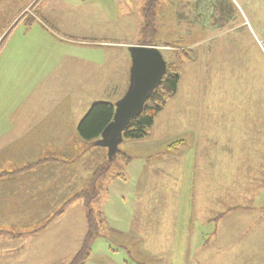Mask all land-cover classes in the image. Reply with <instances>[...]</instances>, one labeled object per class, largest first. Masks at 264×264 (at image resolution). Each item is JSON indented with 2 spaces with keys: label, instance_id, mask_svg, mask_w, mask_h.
I'll use <instances>...</instances> for the list:
<instances>
[{
  "label": "rangeland",
  "instance_id": "374dc122",
  "mask_svg": "<svg viewBox=\"0 0 264 264\" xmlns=\"http://www.w3.org/2000/svg\"><path fill=\"white\" fill-rule=\"evenodd\" d=\"M50 1L46 0V4ZM58 2L51 1L50 4ZM62 2L70 7H40V0L28 5H25L26 0H0V101H15L20 86H23V91H29L39 85L44 77L45 62L46 82L50 81L57 89L61 87L62 92V82L74 78V75L64 74L65 71L68 73L85 64L90 66L85 60L117 68L122 56L127 53L122 44L130 41L156 42L172 32L165 28L161 36L154 37L149 31H134L135 27L142 26L141 23L138 26V14L141 16L147 0ZM177 2L157 0L154 7L157 4L166 7ZM185 2L179 0V4ZM219 2L224 7L209 5L208 12L203 15L206 26L201 21L194 34L193 42L202 38L204 41L184 46L178 36L177 39L172 37L169 42L173 45L163 44L162 54L167 63L177 70L179 78L182 74L175 101H205L209 106L210 121L204 128L212 135V141H219L213 150L219 151L221 144L225 146L227 154L223 156L224 160H214L217 158L215 152L211 157L209 155L207 162L212 165L209 181H204L205 188L203 181L195 183L193 193L191 190L192 204H186L188 188L183 181L175 187L167 180L165 188H160L162 192L156 190L154 184L137 191L129 181L110 183L106 199L100 197L96 204L91 205L94 211L101 212L104 223L91 243V254L85 264H264V214L253 211L256 203L264 206V192L260 191L259 202H253L255 193L264 182V171L257 174L260 161L264 165V0ZM96 28L108 32L99 35L105 38L102 40L115 43L90 45L98 38ZM57 65L60 70L50 73V69L54 70ZM26 70L32 72L29 81L15 75ZM17 78L23 79L20 84ZM69 84L66 83L71 87ZM35 93L40 94L41 91L36 90ZM27 94L25 91L22 98H26ZM87 94H79L77 90L68 97L86 100ZM99 94L105 98L103 100L115 102L116 96L122 93ZM41 98L36 95L30 101L36 102ZM168 114H161V120L170 116ZM186 127L179 125L178 134L187 139ZM235 136L240 140L238 147L243 150L252 148L251 138L254 139L253 163V156L248 165L241 163ZM156 141L152 148L159 158L166 150L162 148V142L160 145ZM88 146L87 142L86 148ZM125 146L120 143L118 149ZM150 156L148 158L153 160V155ZM120 164L122 161L117 158L110 164L109 172H117ZM209 172L206 173L207 178ZM219 182L221 187L216 188ZM222 185L227 187L224 203L227 210L210 213L211 206L212 209L219 207L211 196H221L226 192ZM135 191L136 194H132ZM171 191L176 195L174 199H170ZM219 191L221 193H217ZM238 191L242 195L234 196ZM83 192H79L80 195H84ZM77 197L80 199L77 195L73 196V200ZM185 205L190 206L192 218L209 217V213L210 217L190 223L186 221L180 227L183 225L181 218ZM247 205L253 212L244 207ZM65 206L67 203L64 202L53 213L55 217L50 222L51 226L68 230V225L72 223L69 230L76 233L79 228L76 209L57 222ZM58 233L59 230L55 232L57 237ZM65 255L64 251L46 252V264H66L72 256L63 258ZM39 258L41 256H36V259Z\"/></svg>",
  "mask_w": 264,
  "mask_h": 264
},
{
  "label": "crops",
  "instance_id": "0c3cea01",
  "mask_svg": "<svg viewBox=\"0 0 264 264\" xmlns=\"http://www.w3.org/2000/svg\"><path fill=\"white\" fill-rule=\"evenodd\" d=\"M26 1L25 5H28L33 1L32 4H35L39 0ZM59 1L58 4H50V2L46 4V0H40L42 4L39 6L70 7L62 0ZM190 2L186 0L184 4H179L178 0L177 3H170L166 7H159L157 4L154 7V19L152 30L149 31L150 34L159 37L165 28L172 32L165 34L166 36L162 35L163 37L156 42L130 41L122 44L127 53L122 56L121 64L117 68L109 67V64L106 63L100 66L85 60L90 63V66L85 64L82 68L76 67L69 70L68 73L65 71L64 74L74 75V78H67L64 83L62 82L63 91L60 92L61 87L57 89L50 81L46 82L45 62L44 77L40 80L41 85L33 86L29 91L26 89L28 94L24 99L22 95L25 91L22 90L23 86H20L17 89L15 101H0L2 113L0 117V264H27L26 261L29 262L28 264H46V252L64 251L66 255L63 258H66L73 256L79 249L86 230V209L81 197L80 199L78 197L74 200L70 199L86 188L91 173L103 160L106 149L98 146L86 148L87 142L79 137L77 125L93 102L112 101L103 100L105 98L102 95L99 96V93L106 95L116 91V93L123 94L126 90L130 68V56L127 51L129 45H152L159 47L163 52V44H172L169 42L172 37L177 39L178 36V40L184 46L204 41L202 38L198 42H193V38L194 34L197 33V27L201 26V21L205 22L204 26H206L203 15L208 12V6H224H221L219 0H193V3ZM143 8L144 6L142 10ZM142 10L141 16L140 13L138 14V20H140L138 26L140 23L142 26L134 28V31L137 32H142L141 29L144 26L142 24ZM104 33L108 32L96 28L98 38L90 45L105 46L107 43H115L102 40L105 38L99 35ZM192 35L193 37L189 38ZM208 39L210 40V37ZM78 60L82 61L80 57ZM58 70H60L59 65L54 67V70L50 69L49 72L54 73ZM6 72L11 71L6 70ZM16 73L15 75L25 78V81H29L32 75V72L28 73L27 70ZM3 75L7 74L4 73ZM23 79L17 78V82L20 84ZM181 81L182 74H180L176 93L168 98L163 108L156 114L148 134L141 139L122 140V146L123 144L126 146L119 150L125 157H128L127 161L120 158L122 164L119 165V171L123 178L109 176L98 180V184H100L98 199L100 197L106 199L108 185L115 181L118 184L129 181L137 191L154 184V188L158 189L159 192L165 188L164 185H166L167 180L175 187H177L176 184L183 181L185 187L188 188L186 204H192V193L196 182L203 181L205 188L204 181H209L212 171V165L210 166V161L207 162V158L215 152L217 158L214 160L222 162L227 151L221 143L219 151L213 150L219 141H212V135L205 131L204 125L210 121L209 106L205 101H199V103L189 99L179 103L175 101ZM66 83H70L69 86L71 87H68ZM36 90L41 91V93H35ZM77 90L79 94L88 93L87 99L76 100L74 97L71 99L68 97L70 93H76ZM191 91L190 89L189 92ZM122 94L116 96V100ZM2 95L4 97V93ZM36 95L42 98L36 102L30 101ZM166 112L170 116L165 117L164 121L166 122H164L160 116ZM179 125L187 126L188 135H185L187 139L178 134ZM235 139L241 163L248 165V160L252 156L251 162L253 163L255 159L254 139L251 138L250 145L252 148L245 150L238 147L239 138L235 136ZM156 140L160 142V145L162 142V148L166 150L159 158L156 156L157 153L154 154L152 148L153 142ZM255 142H257V137ZM150 155H153V160L148 158L151 157ZM209 170L207 178L206 173ZM263 171L264 165H261L260 161L257 174ZM254 184V187H257V183ZM215 187L220 188V182ZM223 187L226 191L227 187L222 185ZM263 188L264 182L258 192L255 193L256 200L254 199V203L259 202L258 198L261 192H264ZM155 192L158 193V191ZM171 192L170 199L172 197L174 199L176 195L173 191ZM132 194L135 195L136 191ZM138 194L141 195L140 192ZM240 195L242 194L239 191L234 194L236 197ZM211 197L215 200V204L218 202L219 207L212 209L210 205V213L216 210L225 211L227 207L224 203L227 198V191L224 194L221 193V196L214 194ZM248 200H243V202ZM236 201L238 200L236 199ZM64 202L67 203V206L63 208L57 222L66 218L72 209H76V217L79 221V228L76 233L69 230L72 223L68 225V230L61 226L54 228L51 226L50 222L55 217L53 213ZM220 203H223L221 204L223 205L222 209ZM256 204L257 206L253 211L264 214V206ZM244 207L251 210L248 205ZM182 214L183 225L180 227H183L186 221L190 223L196 219L207 220L209 218L207 216L192 218L191 209L188 205H185ZM255 217L259 218L257 215ZM49 223L50 225L47 226ZM57 230H59L58 237L55 235ZM25 252H29V254L27 255ZM36 256H41V258L36 259ZM24 257L32 260H27Z\"/></svg>",
  "mask_w": 264,
  "mask_h": 264
},
{
  "label": "trees",
  "instance_id": "16d2710c",
  "mask_svg": "<svg viewBox=\"0 0 264 264\" xmlns=\"http://www.w3.org/2000/svg\"><path fill=\"white\" fill-rule=\"evenodd\" d=\"M155 1L156 0H147L144 5L142 10L144 18V26L141 29L142 33L152 30ZM178 81L179 74L177 70L175 68L173 69L166 61V71L159 85L152 91L145 101L141 113L130 120L123 131V139H141L148 134V130L152 126L156 114L163 108L167 99L176 93ZM113 112L114 103L109 101H95L79 121L77 125V133L82 140L89 143L90 148L97 147L93 145V142L100 137L103 128L111 121ZM117 158H121L124 161H127L128 159V157H125L119 149L112 160H108L105 154L103 160L91 173L85 188L86 191L83 192L84 189L80 191V193L83 192L84 195H80V193L75 195H79L81 199H83V204L86 209V230L79 249L66 264H84L91 254V243L93 239L99 235V228L102 227L104 223V218L103 215H101V212L99 210L94 211V208H92L91 205L94 200L96 201V199H98L97 195L100 188L98 180L109 176L123 178L119 168L117 172L112 174L109 172L110 164H113ZM86 194H88V196ZM71 199H73V197ZM59 213L60 212L58 211V214Z\"/></svg>",
  "mask_w": 264,
  "mask_h": 264
},
{
  "label": "water",
  "instance_id": "95a60500",
  "mask_svg": "<svg viewBox=\"0 0 264 264\" xmlns=\"http://www.w3.org/2000/svg\"><path fill=\"white\" fill-rule=\"evenodd\" d=\"M127 51L130 56L128 86L114 102L111 121L93 142V145L106 149L108 160L115 156L123 139V131L130 120L141 113L145 101L159 85L166 71V61L159 47L129 45Z\"/></svg>",
  "mask_w": 264,
  "mask_h": 264
}]
</instances>
